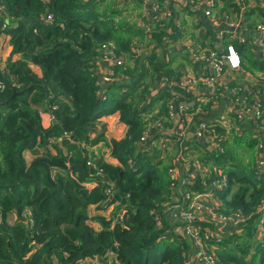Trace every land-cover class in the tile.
Returning a JSON list of instances; mask_svg holds the SVG:
<instances>
[{
    "label": "trees",
    "instance_id": "obj_1",
    "mask_svg": "<svg viewBox=\"0 0 264 264\" xmlns=\"http://www.w3.org/2000/svg\"><path fill=\"white\" fill-rule=\"evenodd\" d=\"M215 1L221 19L224 14L238 18L247 4L244 27L264 23V0ZM143 9L142 0H0V33L7 36L9 48L0 59V264H82L88 258L100 264H185L186 241L170 228L163 209L171 202V183H177L169 168L190 149L201 151L212 170L209 179L186 186L203 192L218 177L217 170L226 181L216 191L220 202L214 211L248 216L246 233L237 240L205 238L208 223H202L199 233L208 253L217 264H264V221L263 230L258 228L264 218V170L256 160L259 133L207 121L214 150L193 141L176 158L173 147L167 162L163 157L154 161L159 151L137 147L147 113L157 104L155 115L169 117L173 96L172 90L158 88L159 78L172 72L161 45L172 34L152 22L138 25ZM171 9L174 14L196 13L187 4ZM170 24L177 37V23L170 18ZM134 40L152 44L141 64ZM223 40V47L233 45L238 51L242 67L248 62L254 72L264 71V56L239 42L235 32L225 29ZM107 48L122 63L114 68L115 81L106 85L98 71ZM212 104L201 107L209 111ZM114 112L127 126L123 138L110 141L120 166L90 152L105 140L100 117ZM41 113L49 115V126L43 127ZM261 116L258 128H264V112ZM161 132L163 138L165 130ZM26 151L33 155L30 161ZM114 202L121 219L97 216L101 229L95 230L88 223V207ZM10 214L15 215L11 223ZM216 242L219 247L212 249Z\"/></svg>",
    "mask_w": 264,
    "mask_h": 264
},
{
    "label": "crops",
    "instance_id": "obj_2",
    "mask_svg": "<svg viewBox=\"0 0 264 264\" xmlns=\"http://www.w3.org/2000/svg\"><path fill=\"white\" fill-rule=\"evenodd\" d=\"M126 1V0H125ZM190 21H187V17L184 16L188 26L189 32H191V38L184 39L183 43L176 44H163V55L166 60L169 62L172 61V67L175 68L170 74H167L168 79L167 83L164 87L168 88L170 91L172 90V115L173 117H166L163 115H155L159 114V110L157 108V104H155L152 112L147 113V128L144 132H147L144 139L141 140L142 135L139 137L137 141V147L139 150L150 149L151 151H159V157H156L154 161H160L161 157H163V161L167 162L169 157H173V147L175 148L174 158L178 157L180 152L177 155V145L179 144L182 149L185 147L192 148L189 146L190 143L196 141L195 138H186L189 136V133L193 132L195 134V129L197 124L201 120L207 121H226L227 123L234 125L238 124V129L240 131L249 130L255 133H259L260 139H258L256 148H257V158L258 161L264 163V128L254 127L249 121L248 117L242 119L241 121L236 122L235 111L236 108H240L242 106L252 107L255 103L254 101L257 98H261L264 104V71L263 72H254L248 71L246 65L239 69H231L230 67H224V72L222 74L217 75L216 71L209 67V65L204 61L203 54L208 51H219L222 50L223 43V31H218L217 29H208L209 19H205L203 17L202 25L195 27L193 23V18L188 16ZM221 25L222 28L224 25ZM253 30L249 32H244V34L236 33L237 37L242 36L245 39V43L250 47V50L255 53L258 57L264 56L263 46L259 45V40L262 36L261 33ZM208 30L212 31L208 33ZM222 32V34H220ZM3 37V36H2ZM196 39L200 42V44H195L194 40ZM7 36L4 35V39L1 38V49L5 50V55L9 51L7 44ZM138 42V41H137ZM139 43V42H138ZM143 43V42H142ZM213 44L212 47L210 45ZM204 48V50L202 49ZM202 49V51H201ZM161 50V49H160ZM207 50V51H206ZM201 51V52H200ZM138 54V62L141 64L145 59V51L140 48L136 53ZM197 56L196 58L193 57ZM5 58V57H4ZM3 58V60H4ZM241 58V57H240ZM2 60V61H3ZM176 64V65H175ZM100 69L101 73L98 71L99 76L103 75L105 71H102L104 68V64L101 65ZM171 66V62H170ZM32 69L35 73L40 75V69L37 66L32 65ZM189 73L191 77H194L196 84L194 88H190L189 91L180 87L181 81L186 78V74ZM213 76L214 79L209 81L206 84V78ZM122 77V76H121ZM115 79H112L114 82ZM203 81V82H202ZM111 82V83H112ZM107 85V84H106ZM206 85V86H205ZM178 89V90H177ZM209 91L214 94V96L209 99ZM193 93V97H188ZM211 97V96H210ZM198 100L200 102H198ZM212 101V106L203 115H195L194 109L206 102ZM193 103V104H190ZM192 106L193 108L189 109L185 112V114L181 111V107ZM264 109V105H263ZM196 110V109H195ZM42 125L43 127H47L50 124L49 115L47 113H41ZM48 121H45V119ZM182 121V125H179V120ZM100 123L104 125L105 128V140L99 142L96 145H93L90 148V152L92 151L95 157L101 158L105 163L110 164L112 166H120L118 160L111 153V145L110 141L112 139L119 140L124 137L125 132L127 130V126L119 120L118 112H114L112 114H107L99 119ZM165 130V136L162 138L161 130ZM168 132V133H166ZM176 133V139L174 140V134ZM172 137L170 139L169 137ZM167 142V146L162 142ZM259 144H261V148H259ZM209 149V147L205 146ZM213 148V147H212ZM63 152L66 153V149L63 148ZM211 150H214L211 149ZM54 150L52 149V152ZM182 151V150H181ZM190 152L195 154L193 158L192 154L189 155L190 165L188 166L185 163V160L182 155L181 160L175 162L173 167L169 168L171 173V178H175L177 183L175 184L174 191H172V195L177 197L178 192L183 188H187L188 191L194 194H202L199 197V202L202 206V210L198 213L196 221H199L200 225L203 226L202 223H208L205 226V231L208 232L213 238H216V241H220L219 239L227 240L231 237H234V240H237V236H241L245 232V227L247 226V220L245 221H222L219 219H214L212 216H209V212L215 209L216 203H219L218 196L214 197L207 189L206 186L203 192H198L190 189L187 185H194L197 183V180L205 181L206 177L210 173L209 168L207 169L206 162L199 158L201 155V151L197 153V151H193L190 149ZM24 156L27 161H30L32 158V154L28 151L24 153ZM131 163V161H130ZM170 177V176H169ZM183 197V196H182ZM173 202H171L167 207L163 209V216L166 219V222L172 228L175 225H178L177 233L181 234L186 241V250L185 256L186 261L185 264H206L198 261V255L200 252V242L194 237L193 231H186L185 227L180 223L175 222L174 218L170 216L167 208L172 206ZM116 211L115 216L113 215V211ZM167 210L168 214L165 213ZM111 211V214L109 213ZM88 213L90 216V220L88 223L97 231L101 229L100 224L96 220L97 216H104L106 218H112V221L115 222L119 220L118 218L121 216L119 211L117 210V203H112V205L104 206V208L100 207V205L94 204L88 207ZM204 227V226H203ZM259 235V233L257 232ZM236 237V238H235ZM258 238V236H257ZM217 244H211L212 248L219 247L220 242H216ZM255 245V242H254ZM253 245V246H254ZM252 252L253 249L251 248Z\"/></svg>",
    "mask_w": 264,
    "mask_h": 264
},
{
    "label": "built area",
    "instance_id": "obj_3",
    "mask_svg": "<svg viewBox=\"0 0 264 264\" xmlns=\"http://www.w3.org/2000/svg\"><path fill=\"white\" fill-rule=\"evenodd\" d=\"M238 1H243V0H238ZM142 3L144 5V9L142 12V16L141 19L138 21V25L143 26V23H153V25L158 24L159 25V30H164L166 31V33L168 35L171 36H167L163 39V44L165 45H170V44H176V43H183L184 39L188 38H182V37H176L174 36L173 32H172V28H171V24H170V16L172 15L173 11L171 9L172 6L174 7H181V5H185L187 4L189 6V9L195 11L196 13L193 14V23L195 26H201L202 25V20L203 17L206 19H209V23H208V29H217L218 31H224L229 30L235 33H239V31H241L243 34L244 32H249L251 30H253L252 28H248V27H244L243 23L245 20V6H247V4H245L242 8V10L240 11V16L238 18L234 17V18H229L227 15H223L222 19L221 17L217 16L214 12V7L216 4L215 0H195V1H191V0H164L162 4H159L158 2H154V0H142ZM249 5V4H248ZM50 18V17H49ZM152 18H154V21H152ZM223 20L224 25L222 28L221 25L223 23H221V21ZM146 30L150 31V27L146 26ZM254 31H257L259 33L262 34L260 40H259V45L263 46L264 49V23H258L257 25L254 26ZM222 34V32L220 33ZM238 41L241 43H245V39L242 36L237 37ZM142 47V49L145 51L146 53H149L150 51V47L148 49L144 48V45L141 42H137V40L132 44V49H134L135 52L139 51V48ZM204 50V48H202ZM201 49V51H202ZM148 50V51H146ZM200 51V52H201ZM207 51V50H206ZM195 54H193V57L196 58L197 56H194ZM203 59L204 61L209 65V67L213 68L216 71L217 75L222 74V72H224V67H230L231 69H239L241 67V58L240 55L238 53V51L235 49V47L233 45H227L226 47H222V50L219 51H208L205 54H203ZM122 63V57L116 55L114 53V51L112 49L107 48L106 49V53L104 55L103 58V62L102 64L106 65L104 66V68L107 70L105 71V74H103L102 76H99V80L101 82H103V84H109L112 82V75L114 74V68L116 65H120ZM186 74V73H185ZM168 75H164L162 77L159 78L158 80V88L159 87H164V85L167 83V77ZM210 76V75H209ZM214 77L210 76L206 78V84L211 80H213ZM196 81L194 77H191L189 75V73L186 74V78L184 80L181 81V85L180 87L186 89L189 91L190 88H194V85L196 84ZM203 82V81H202ZM164 84V85H163ZM206 86V85H205ZM209 95L208 96L209 99L207 100H212L211 98L214 96V94H212L209 91ZM174 97V96H172ZM172 99L170 101V105H169V111H168V115L169 117H173L172 115ZM198 102H200L198 100ZM255 103L253 104V106L247 107V106H242L240 108H236L235 111V117L237 121H241L242 119L248 117L249 121L253 124V125H258L260 122L263 121L262 118V113L264 112V109L262 108V100L260 98H257L255 101ZM199 106L197 108L194 109L195 111V115H203L204 113H207V111H204L200 105V103L198 104ZM181 111L185 114V112L188 111V105L185 107H181ZM50 119V117H49ZM182 121L184 120H179V125H182ZM259 127V126H258ZM210 129H209V125L207 124V120H201L198 124L197 127L195 129V139L196 140H203L204 143L206 145H210L209 141H210V135H209ZM147 134V132H144L143 136L141 137V140L144 139L145 135ZM211 147H215L214 145H210ZM261 144H259V148H261ZM212 148V149H213ZM185 160V163L189 166L190 165V160H189V155L183 157ZM257 166L260 169L264 170V163L258 161L257 159ZM210 174V173H209ZM209 174L207 177H209ZM206 177V178H207ZM220 178V177H219ZM225 176H221V178L219 180H217L216 183L213 184L214 187H218V189L216 190H222L224 188L225 185ZM176 182H172L171 183V189L173 188V186L175 187ZM180 189L181 195H186V200H188V202L191 203L190 207L187 210H183V213H181L180 215V220L181 222H179L182 226L185 227L186 231L191 232L193 231L194 237L200 242V252L198 255V261L206 263V264H217V260L214 257V255H212L211 253H208V250L206 248V243L204 242V240L201 239V235L199 233V227L194 226L193 225V221H196V215L202 210V206L199 202V197L202 196V194H194L191 193L190 191L185 193V190ZM208 187V186H207ZM208 189V188H207ZM107 194L109 195V197L112 196L113 194V190L111 188H108L106 190ZM218 196V193L215 194V196ZM214 196V197H215ZM216 196V197H217ZM172 204L174 205V201ZM170 202V203H171ZM218 205V203H216V206ZM262 210H264V206L262 207ZM193 215V216H192ZM209 216H212V218L214 219H219L222 221H245L248 219V216H242L239 212H234L232 215H228V216H224L221 214H218L214 211H210L209 212ZM121 217V216H120ZM264 221V218H260L259 223H258V228L260 227L261 231L263 230V227L261 226L262 222ZM157 223L159 224V221H157ZM208 234H204V237L207 238ZM206 240V239H205ZM113 252L112 251H108V256H112ZM82 264H100L99 261L95 258H88L85 261L82 262Z\"/></svg>",
    "mask_w": 264,
    "mask_h": 264
},
{
    "label": "rangeland",
    "instance_id": "obj_4",
    "mask_svg": "<svg viewBox=\"0 0 264 264\" xmlns=\"http://www.w3.org/2000/svg\"><path fill=\"white\" fill-rule=\"evenodd\" d=\"M173 11V10H172ZM184 16L185 17H187V21H190V18L188 17V16H193V15H189V14H187V12H179V13H175L174 14V11H173V13H172V15L170 16V18L173 20V22L174 23H177V26H178V33H179V35H178V37H182V38H191V34L189 33V26H188V24H187V22H186V20L184 19ZM193 18V17H192ZM136 21H137V19H135ZM170 21V20H169ZM171 28H172V24H171ZM172 32H173V34H174V32H175V29L173 28L172 29ZM0 36H1V38H3L4 39V34L3 33H0ZM3 36V37H2ZM193 39V38H192ZM194 40V42H195V44H200V42L198 41V40H196V39H193ZM136 40H134L133 41V43L135 42ZM132 43V44H133ZM143 45H144V48L145 49H148V47L149 46H151L152 44H150L149 46H146V44L145 43H143ZM0 46H1V40H0ZM160 50V49H159ZM146 51H148V50H146ZM5 50L3 49H1V47H0V59L1 60H3V58L5 57L4 55H5ZM168 61V60H167ZM171 62V66H170V69H171V71H173V70H175V68H173L172 67V61H170ZM176 65V64H175ZM245 65H246V67H247V70L248 71H253V69L250 67V63H248V62H245ZM45 119V118H44ZM45 121H48V118H47V120L45 119ZM98 126H100V125H98ZM166 146H167V142H165V141H162ZM189 154H192V156H193V158L195 157V154L193 153V152H190ZM201 157V155L199 156V158ZM201 159H203L202 157H201ZM206 166H207V169L209 168V170H212V168H211V166L207 163L206 164ZM213 169H215V168H213ZM58 172H62L60 169H56ZM55 170V171H56ZM56 171V172H57ZM214 171V170H213ZM215 173H216V175L218 176L216 179H214V180H211L209 183H208V189H209V191H211V193H212V195L213 196H215V194H216V189H218V187H214L213 186V184L214 183H216L217 182V180H219L220 178H221V176H225V175H223V174H221V173H217V170L215 171ZM210 175H211V172H210V174H209V177H210ZM209 177H207V179H209ZM220 177V178H219ZM183 190H185V193L186 192H188V189L187 188H183ZM172 191H174V186H173V188L171 189V193H172ZM182 192V191H181ZM181 192L179 191L178 193V196L177 197H175V196H173V195H171V201H174V205H172V206H169V208H167V210L169 211V214H170V216H172L173 218H174V221L175 222H181V218H180V215H181V213H183V211L181 210V209H183V210H187L189 207H190V205H191V203L190 202H188V200H186V195H183V197H182V195H181ZM217 196V195H216ZM110 205H112V204H110ZM167 210L165 211V213L166 214H168V212H167ZM213 211V210H212ZM110 214H111V211L109 212ZM113 215L115 216V213H116V211L114 210L113 212ZM198 215V214H197ZM197 215L195 216L196 218H197ZM193 216V215H192ZM14 218H15V215L14 214H10L9 215V217H8V220H9V222L11 223V222H13L14 221ZM180 218V219H179ZM119 220L121 219V217H119L118 218ZM174 226L172 227V229L173 230H178V225H175V223L173 224ZM196 226V225H195ZM197 227H201V226H199V225H197ZM260 231H261V229H260ZM244 233H246V231L244 232ZM207 234L208 235H210L208 232H207ZM212 247V246H211ZM213 249V248H212ZM255 261H258L257 260V258H256V260Z\"/></svg>",
    "mask_w": 264,
    "mask_h": 264
},
{
    "label": "water",
    "instance_id": "obj_5",
    "mask_svg": "<svg viewBox=\"0 0 264 264\" xmlns=\"http://www.w3.org/2000/svg\"><path fill=\"white\" fill-rule=\"evenodd\" d=\"M239 33L242 34L241 31H239ZM190 104H193V103H190ZM0 105H1V104H0ZM190 137L195 138L193 132L189 133V136H187L186 138L188 139V138H190ZM196 141L199 142V143H201V144H203L204 146L209 147V150L212 149V147H211L210 145H206V144L204 143L203 140H200V139H199V140H196ZM181 150H183V149H182V147L178 144V145H177V155H178V153H179Z\"/></svg>",
    "mask_w": 264,
    "mask_h": 264
}]
</instances>
